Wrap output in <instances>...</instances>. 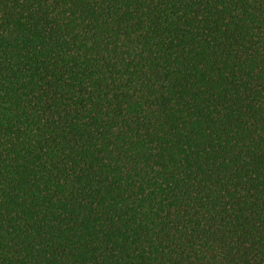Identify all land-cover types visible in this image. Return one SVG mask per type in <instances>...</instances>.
Segmentation results:
<instances>
[{"label": "trees", "instance_id": "16d2710c", "mask_svg": "<svg viewBox=\"0 0 264 264\" xmlns=\"http://www.w3.org/2000/svg\"><path fill=\"white\" fill-rule=\"evenodd\" d=\"M0 264H264V0H0Z\"/></svg>", "mask_w": 264, "mask_h": 264}]
</instances>
